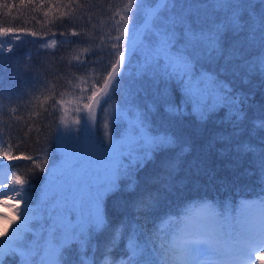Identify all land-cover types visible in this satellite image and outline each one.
Listing matches in <instances>:
<instances>
[{"label":"snow or ice","instance_id":"1","mask_svg":"<svg viewBox=\"0 0 264 264\" xmlns=\"http://www.w3.org/2000/svg\"><path fill=\"white\" fill-rule=\"evenodd\" d=\"M29 2L35 11L45 8L43 0L39 4ZM0 7L11 9L14 5L5 2ZM58 7L68 9L59 17L61 24L67 20L72 25L60 36L83 38L62 40L61 48L75 50L86 45L83 52L90 53L91 58L60 57L55 70L50 66L56 61H43L45 70L35 68L29 89L7 94L9 99L27 95L29 117L39 118L25 122V138L35 129L38 143L42 128L52 130L46 121H52L61 159L49 166L45 149H40L36 158L23 153L14 156L8 147L12 137L5 140L0 128V208L12 211L11 216L0 211V221H6V226L0 228V264H69L67 253L73 245L77 246V264H255L254 254L255 259H261L258 253H264V197L242 201L236 215L230 203L225 202L220 211L217 205L202 202L195 205V214L186 209L179 217L161 218L151 229L139 221L141 213L147 221L159 206L164 190L171 188V176L189 144L183 134L154 128L150 116L157 104L165 106L169 117H181L190 109L201 123L227 109L221 124L230 125L232 132H218L214 142L223 146L222 154L234 152L240 157L253 153L264 178V148L258 150L238 139L244 119L241 105L247 97L234 93L222 78L253 72L264 75V0L258 4L253 0H156L154 4L149 0H119L116 5L108 0L110 27L106 34L97 37L99 43L83 25L77 31L74 21L90 23V10L102 7L101 0H71ZM51 8L49 5L48 11ZM48 11L43 12L45 18ZM23 31L0 27V62L4 52L13 51V41L22 39L17 33ZM229 35L232 43L226 47ZM51 36L56 33L51 32ZM57 44V39L52 38L42 41L40 47L50 49ZM26 55L32 59L29 53ZM219 61L223 63L211 71L204 68L205 63ZM30 69L33 65H26L25 70ZM132 75H149L165 87L155 94L153 103L143 108L129 99L130 91L125 92L122 105H113V95ZM172 83L180 92L179 105L168 95V85ZM4 96L0 89V100ZM66 96L74 99L66 101ZM66 104H71L76 113L72 124L84 134L83 140L72 137V124L63 116L57 117L61 109L68 111ZM97 108L104 114L102 139L93 132ZM254 123L256 128L264 129V120ZM73 139L75 143L69 151ZM174 148L180 149L176 158L163 161L162 171L137 191L136 172L155 153ZM14 159L30 161L34 167L4 163ZM36 169L44 174L47 184L34 205L32 178ZM121 177L130 181L127 190L135 197L133 208L137 216L111 230L97 259L98 249L93 241L97 234L109 232L110 228L103 199L118 190ZM122 240L126 241L127 258L116 260L112 252Z\"/></svg>","mask_w":264,"mask_h":264},{"label":"trees","instance_id":"2","mask_svg":"<svg viewBox=\"0 0 264 264\" xmlns=\"http://www.w3.org/2000/svg\"><path fill=\"white\" fill-rule=\"evenodd\" d=\"M119 0H111L114 3ZM7 2L14 5L11 9L0 7V27H15L21 28L24 31L17 34L22 37L20 41H13V51L3 53L2 62H0V89L4 90L5 96L0 100V128L4 131V139L8 140L9 136L12 137L11 147L13 155H33L34 158L38 157L39 150L45 149L46 152L52 147L53 136L52 132L55 131V125L51 120L46 123L52 125V130L45 131L42 128V132L37 143V134L35 129L29 134L27 138L24 137V133L27 131L26 121L32 122L37 117H29L30 108L26 107L29 97L23 96L22 99H17L13 96L8 98V92H21L31 87V80L36 67H39L40 71L45 70L43 61H56L50 67L55 70L58 66L59 58L64 57L65 60H70L73 55H79L82 60L91 58L90 53H84L82 45L81 47L73 50L72 47H66L64 49L60 46V41L68 39L70 41H78V37H61L60 32L66 31L70 25L67 20L61 24L59 17L62 13L68 11L63 7H58L62 4H68L71 0H43L45 8L40 11H35L32 8V4L29 0H24L21 4V0H0V5ZM41 0H34V3L39 4ZM76 2L84 3L85 0H76ZM95 2V0H94ZM193 2V0H191ZM151 3V0H149ZM253 3H259V0H253ZM102 7L93 8L90 13L93 15V19L90 23L87 21H74L77 25L76 30L79 31V26L83 25L91 32L92 37L95 38V42L99 43L97 38L99 35L107 33L110 27V21L108 17L111 15V9L108 8V0H101ZM152 4V3H151ZM52 8L48 11V6ZM48 11V17L43 16V12ZM79 15V12L76 13ZM118 19V17H117ZM95 28H92V25ZM49 29L51 30L49 32ZM29 32H37L41 35L36 37L27 35ZM44 32H49V35H42ZM51 32H55L56 36L52 37ZM55 38L58 44L55 48L41 49L40 44L42 41ZM232 43L231 35L226 39L225 46H229ZM39 51L40 55H37ZM251 51V50H250ZM26 53H29L32 57L28 59ZM55 54L54 56L52 54ZM253 54H256L253 52ZM75 63V61H73ZM223 61L217 63H205L204 68L206 70H213L218 67V64H222ZM33 65V69L25 70L26 65ZM136 64V63H135ZM135 66V65H133ZM19 72V75L17 74ZM80 75V73H77ZM94 75V74H93ZM135 78H128L130 86H135L138 92V86H154L141 80V76L134 75ZM233 89L236 94H242L247 97V100L241 105L244 119L241 123L238 139L243 142L251 143L256 148H264V129L256 128L255 121L264 120V75L259 72H253L247 76L243 73L232 76L231 74L226 77H222ZM51 79V77H48ZM26 81L28 83H26ZM55 83V81H53ZM63 82H59L62 84ZM57 86V91L62 90ZM163 83L155 84L156 93L162 89ZM171 88L175 90L177 97L175 104L181 103V97L179 89L173 84H169ZM130 88V87H129ZM154 89V88H153ZM153 93H151L152 95ZM155 93L151 97H147V103H153ZM119 105L124 103V97L120 95ZM143 98V97H141ZM43 99V97H41ZM74 99L72 96H66L65 100L70 101ZM129 99L136 105H140L138 95H131ZM145 99V97H144ZM142 100V99H141ZM143 101V100H142ZM50 103V102H49ZM146 103L142 106L145 107ZM161 104L155 106V111L151 113L150 119L154 128L160 131H169L172 133L183 134L189 140V144L186 146L188 150L180 157L177 162V167L171 176V188L164 190V194L160 200L159 206L149 215L147 221L144 220L143 214H140V223H145L148 229H151L154 224L159 223L161 218H165L169 215L179 217L186 209L190 211V208H194L202 202H210L218 206L220 211H223V205L225 202L230 203L232 206L233 215L239 211L240 203L244 200H257L264 197V178L257 164L255 163L256 157L253 153H247L240 157H237L236 153L228 152L222 154L223 146L220 143L214 142V137L218 132L223 131L225 133H231L232 128L228 124H221L224 119L227 110L217 111L212 114L210 118L201 123L195 116L190 114V109L186 114L181 117H169L164 111L161 110ZM66 108L71 109V104H66ZM13 109H16L13 112ZM69 109V110H70ZM72 111V110H71ZM74 112V111H72ZM66 112L61 109L57 113V117L63 116ZM17 116L21 119H17ZM171 120V124L169 121ZM59 119H57V123ZM51 149L48 153H50ZM180 152L179 148L169 149L165 152L155 153L153 159L146 162L142 169H139L135 174V180L137 183V191L144 189L149 185L150 181L158 175L161 171V165L163 161L175 159ZM2 159V157H0ZM5 163H11L12 165L34 167L32 162L23 159L4 161ZM13 170H17L13 168ZM35 171H38L36 169ZM38 177L36 175L32 178V183ZM130 181L121 177L118 181V190L109 193L103 199L105 214L108 218L110 228L109 232H103L97 234L93 244L97 247L96 258L100 256V252L103 250L106 244L109 233L113 228L119 227L125 220L134 219L137 216L135 209L133 208L134 195L127 190V186ZM39 183H33L34 191H39ZM155 186H153L154 188ZM35 192L32 193L33 197ZM186 207L185 210H180ZM177 208V209H176ZM176 209V210H175ZM126 241L122 240L120 244L113 249L112 256L116 260L121 258L126 259L125 252ZM73 250L67 253L69 264H77L78 254L75 251V245L72 246ZM89 256H92V252H88Z\"/></svg>","mask_w":264,"mask_h":264},{"label":"rangeland","instance_id":"3","mask_svg":"<svg viewBox=\"0 0 264 264\" xmlns=\"http://www.w3.org/2000/svg\"><path fill=\"white\" fill-rule=\"evenodd\" d=\"M156 2V0H151V3L152 4H154ZM189 2H191V0H189ZM119 3V1H116L115 3H114V5H116V4H118ZM150 3V4H151ZM135 63H137V60L134 58L133 59V65H135ZM130 78H132V79H134L135 78V76L134 75H132V76H129ZM128 77V78H129ZM128 78H126V80H124L123 82H122V86H121V89H120V91H118L115 95H113V97H112V100H111V103L113 104V105H119L118 104V101L120 100V95L121 96H125V92L126 91H130L131 92V95H133V96H136V95H138V98H139V100H140V102H139V106L140 107H142L143 105H144V103H146V104H150V103H147L146 102V99H147V97H152L153 96V94L155 93L156 94V89H155V84H157L155 81H153L152 80V78L149 76V75H144V76H141V80H143L144 82H146L145 80H147L148 81V83H151V84H153L154 86H147V87H144L143 88V86H138V88H140V89H138V92H137V89H136V87L135 86H130V83H129V81H128ZM173 84V83H172ZM130 87V88H129ZM165 86H163V88H164ZM154 88V89H153ZM162 88V89H163ZM151 93H153L152 95H151ZM168 95H169V97H170V99H171V101L173 102V103H175V99H176V97H177V94H175V90L173 89V88H171L170 86H168ZM141 97H143V98H141ZM144 97H145V99H144ZM143 101H142V100ZM161 107V110H162V107H163V109L165 108V106L163 105V104H161L160 105ZM71 108H72V105H71ZM68 109V108H67ZM69 109H70V107H69ZM68 109V111L63 115V117L70 123V124H72V122L74 121V119L76 118V113L75 112H72L71 111V109L69 110ZM225 110H227V109H225ZM219 111H222V109L221 110H219ZM95 112H96V123L93 125V132H94V135L98 138V139H102L103 138V135H104V128H103V121H104V114L100 111V109L99 108H97V109H95ZM78 128V126H76V125H74V124H72V133H70V135L72 136V137H75V136H79L80 137V139L81 140H83V136H84V134L82 133V132H77V129ZM52 136L54 137L53 138V143H52V147L50 148L51 149V151H50V153H48L49 152V150L50 149H48L47 150V153L49 154V166H51L52 165V163H53V161H55V162H59V160L61 159V156H60V153L57 151V146H58V141H57V139H56V136H55V131L54 132H52ZM75 143V140L73 139L70 143H69V145H68V148H69V151L71 150V146H72V144H74ZM142 169V168H141ZM34 175H36L38 178L35 180V181H33V183H39V185H40V187H39V191H34V188H33V192H35V196H34V200H33V204L35 205V203L39 200V197L41 196V191H42V189L46 186V184H47V179L45 178V176H44V174L43 173H40L39 172V170L38 171H35V173H34ZM105 198V197H104ZM103 203H104V201H103ZM103 208H104V204H103ZM177 209V208H176ZM175 209V210H176ZM186 209V207H184V208H181L180 210H185ZM0 211H4V212H7L8 213V215L9 216H11L12 215V211H11V209L10 208H0ZM104 211H105V209H104ZM198 211V208H195V209H193V210H190V212H192L193 214H195L196 212ZM73 219L75 218V215H73V217H72ZM6 226V221H0V228H3V227H5ZM255 255H257V254H254V256H253V259H255ZM258 255L261 257V259H260V262H257V263H255V264H261V260H264V253H258Z\"/></svg>","mask_w":264,"mask_h":264}]
</instances>
